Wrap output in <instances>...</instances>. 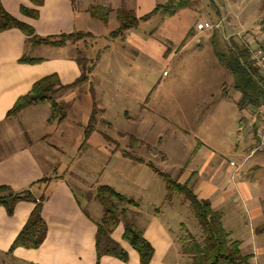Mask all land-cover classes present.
<instances>
[{"label": "rangeland", "instance_id": "1", "mask_svg": "<svg viewBox=\"0 0 264 264\" xmlns=\"http://www.w3.org/2000/svg\"><path fill=\"white\" fill-rule=\"evenodd\" d=\"M157 1L161 4L165 0ZM118 2L105 7L126 8ZM99 3L74 0L76 13L82 19V32L91 34L76 42L79 58H95L101 53V61L85 82L55 94L54 100L62 107V113L56 114L63 118L60 124H42L50 112L49 103L32 109L35 116L29 121L24 118L23 124L33 132L28 133L24 142L32 146L42 162L47 159L52 166L56 164L49 173L57 169L55 175L61 174L95 223L103 215L97 189L108 186L134 203L119 206L124 210L120 228L130 224L140 230L158 214L172 239L167 260L188 264L175 241L178 235L184 236L180 225L196 240L201 234L187 202L180 195L167 197L165 183L124 154L153 164L177 182L187 170L193 179L211 153L215 156L214 164L216 160L223 163V171L233 162L235 181L246 185L255 199H261L264 215V151L253 152L256 141L251 109H238L240 95L218 60L220 55H227L226 39L246 44L250 52L260 49L264 53L263 0H195L167 18L164 25L160 26L154 17L126 32L122 39L109 38L117 27L114 12L109 9L111 19L102 24L86 11L87 6ZM188 14L196 17L193 29L200 23L196 21L204 20L213 28L176 44L174 35L181 25H186ZM130 34L144 41L142 48L146 52L127 43L125 39ZM93 110L95 130L83 143L82 132ZM54 123L55 120L51 122ZM196 146L199 148L190 158ZM189 187L194 188L191 184ZM235 196L236 200L227 206L234 210L236 221L233 240L258 224L251 219L250 203L237 193L230 197ZM261 240L264 243L263 237ZM245 246H241L242 253L253 255V264H264V252ZM0 264L32 263L0 251ZM128 264H139L138 259L130 254Z\"/></svg>", "mask_w": 264, "mask_h": 264}, {"label": "crops", "instance_id": "2", "mask_svg": "<svg viewBox=\"0 0 264 264\" xmlns=\"http://www.w3.org/2000/svg\"><path fill=\"white\" fill-rule=\"evenodd\" d=\"M94 1L100 2L99 5L103 7L111 2L119 1L118 4H125V9L133 11L138 18L150 13L158 5L157 0ZM0 3L8 14L30 26L34 35L40 38L83 30L81 29L82 19L76 13L74 0L73 3L69 0H41L38 6L29 0H0ZM20 8L36 10L37 18L32 19L23 15ZM119 8L109 7L112 12ZM195 18L193 14L187 15L186 25H181L178 33L174 35L177 36L176 44L181 45L187 33L191 28L193 29L196 24H193ZM110 19L111 17L105 24H108ZM164 24L165 20L159 25ZM201 34L203 33L195 32L193 37ZM93 36L96 37V35ZM136 37L130 34L125 40L128 44L146 52L142 48L144 41H139ZM26 39L27 37L18 29L0 32V185L8 186L15 192L29 190L36 199L42 194L45 196L41 217L46 224V236L37 249L16 248L10 253V246L27 221L34 204L20 201L14 206L12 215H7L6 210L0 207V251L32 264H95V221L87 215L61 174L55 175L57 169L54 168L51 174L49 173L50 168L56 167V164L52 166L47 159L42 162L32 146L24 142L28 133L33 132L27 131V126L23 124L24 118H27V121L31 120L35 116L32 109H37L48 102L30 105L17 114L8 116V112L18 98L26 95L40 79L55 75L61 85H68L77 80L81 75L80 67L76 63L80 50L77 43H67L61 47L28 46ZM23 56L38 61L20 62ZM49 111L42 124L55 127L62 122L63 118L59 116L52 118L50 105ZM53 120H55L54 125L51 124ZM42 151H44L43 148ZM213 158L215 159V156L212 153L205 158L204 164L199 167L193 179L190 177L191 171L183 172L182 179H179L178 183L189 182L191 186H194L192 189L199 199L209 201L214 210L222 213L223 227L230 234L231 239L234 231L233 223L236 221L234 210L227 206L233 203L232 200H236L237 195L230 196L237 193L244 202H249L251 219L258 224L255 229L250 227L243 235H238L235 241L240 242V248L246 245L245 247H252V250L256 252H264V243L261 240V237L264 239V234L256 231L264 221L261 199H255L246 185L235 181L237 173L231 169L234 167H228L226 171H223V163L216 160L214 164ZM43 178L49 181L36 183ZM158 216V214L154 215L140 230L154 250L150 263L172 264L167 260L172 239ZM227 218L229 227H226ZM119 224L112 232L111 238L127 253L128 261L123 263L114 257L102 256L99 264H128L130 254L138 259L136 251L132 252V248L121 239L124 228H120ZM235 229L241 233L236 225ZM179 239L178 235L175 238L177 244ZM173 264H179V260L174 261Z\"/></svg>", "mask_w": 264, "mask_h": 264}, {"label": "trees", "instance_id": "3", "mask_svg": "<svg viewBox=\"0 0 264 264\" xmlns=\"http://www.w3.org/2000/svg\"><path fill=\"white\" fill-rule=\"evenodd\" d=\"M29 1L36 6L41 4V0ZM69 1L73 3V0ZM194 1L165 0L163 3L156 5L150 13L139 18L131 10L116 9L114 15L117 27L109 34V38H124L126 32L136 29L140 23L147 22L154 17L158 19V23L160 24L167 18L172 17L179 10L188 7ZM262 9L264 12V0ZM20 12L32 19H36L38 16L36 10L20 8ZM87 12L92 18L104 24L109 19L110 11L103 6L90 5L87 7ZM10 29L20 30L27 37L26 42L28 46L61 47L70 41L76 43L77 41L84 40L86 37H91L90 33L74 32L40 38L34 35L30 26L8 14L0 3V32ZM193 31L197 32L196 27ZM193 31L190 30L187 33L183 42L194 36ZM226 44L228 48L226 51L227 55H220L218 60L225 71L232 77L233 88L240 95L237 103L238 109L242 107L253 109L259 103L264 102V73L252 61L249 46L246 44L243 46L234 44L232 40L227 39ZM101 56V53H97L95 58L77 57L76 63L80 67L81 75L71 84L61 85L55 75L40 79L26 95L18 98L12 109L8 112V116L17 114L30 105L48 102L51 106L52 118H56L58 116H56L57 113H62V107L54 100L55 94L61 89L73 88L85 82ZM36 61L38 60L29 59L25 56L20 59V62L32 63ZM92 122H94V110L91 111L87 124L83 129V143L95 130ZM197 148L199 147H195L190 158L195 155ZM124 157L150 168L165 183L167 197L180 195L187 202L190 216L195 221L201 234L200 239L196 240L188 233L184 225H180L184 236L178 240V243L182 254L188 258V264H253V256L244 255L240 248V242L232 240L230 234L224 229L222 213L214 210L209 201L199 199L193 189L189 187V182L180 184L172 179L170 175L159 171L149 162H143L139 158H131L127 154H124ZM48 181V179L43 178L36 183H46ZM96 198L103 208V215L100 221L96 223L95 264H99L102 256L114 257L126 263L128 261L127 253L111 238V234L120 223V216L124 213V210H120L119 206L124 202L131 205H134V203L126 200L124 196L108 186L98 187ZM44 200L45 196L43 194L36 199L29 190L15 192L8 186L0 185V207L6 210L7 215H12L14 206L20 201L34 204L27 221L10 246V253L16 248L37 249L44 241L46 224L41 217V208ZM256 231L264 234V221L257 227ZM121 239L136 251L139 264H151L154 250L151 244L144 238L141 230L134 225L127 224L124 226Z\"/></svg>", "mask_w": 264, "mask_h": 264}, {"label": "built area", "instance_id": "4", "mask_svg": "<svg viewBox=\"0 0 264 264\" xmlns=\"http://www.w3.org/2000/svg\"><path fill=\"white\" fill-rule=\"evenodd\" d=\"M213 26L208 22H200L196 25V31L203 33L211 30ZM251 59L257 67L263 69L264 73V53L262 50L250 52ZM252 133L256 141V147L253 152L264 151V102L259 103L250 112ZM252 152V153H253ZM230 167H236L233 162L229 163Z\"/></svg>", "mask_w": 264, "mask_h": 264}]
</instances>
